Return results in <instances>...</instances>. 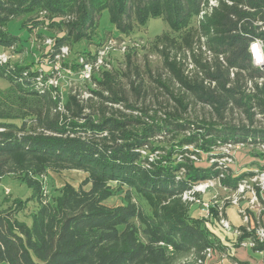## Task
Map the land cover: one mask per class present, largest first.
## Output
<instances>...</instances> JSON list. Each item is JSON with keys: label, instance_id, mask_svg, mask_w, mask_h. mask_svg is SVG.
I'll return each instance as SVG.
<instances>
[{"label": "trees", "instance_id": "16d2710c", "mask_svg": "<svg viewBox=\"0 0 264 264\" xmlns=\"http://www.w3.org/2000/svg\"><path fill=\"white\" fill-rule=\"evenodd\" d=\"M207 1L0 0V47L7 49L19 44V38L6 28L10 20L26 18L22 27L32 32L41 24L32 16L40 13L48 20L49 29L62 31L50 45L48 59H54L64 46L89 40L104 12L118 34L115 39L127 42L150 19H162L172 32H181L197 18V30L184 37L179 45L168 34H162L140 49L159 53L172 81L212 108L220 122L227 111L236 109L252 127L256 117L264 121V84L258 85L256 81L264 79V73L251 64L247 53V21L254 16L238 5L263 9L264 1L233 0V6L220 3L209 16L199 20L200 8ZM195 36L198 44L201 37L205 38L212 53L210 61L194 52ZM136 46L139 45L129 48L122 56L125 72L117 67L112 71L101 68L92 75L97 90L90 92L102 103L83 120L86 105L74 96H68L63 103L67 114L55 110L60 100L44 84L52 71L44 73L8 62L0 64V77L9 82L8 90L0 91V179L15 176L31 192L26 201L8 194L0 200V264H204L208 259L206 250L220 248L203 221L188 215L189 208L181 197L194 186L215 180L231 195L248 181L249 174L233 176L218 163L197 165L184 154L198 152L185 151L180 141L195 144L197 151L209 153L219 145L263 144L264 128L210 124L202 127V133L180 137L179 145L167 150V157L149 161L150 150L164 149L150 145V138L187 128L185 123H179V110L168 114L172 120H165L164 125L147 126L140 131L129 129L131 122L120 113L118 117L105 116L104 102L127 103L117 76L128 77L132 70L139 78L132 61ZM172 48L180 49V53L189 49L192 63L202 77L198 78L196 73L191 78L184 77L174 57L169 56ZM84 54L95 57L89 52ZM154 81L168 92L159 79ZM206 81L209 85H205ZM130 85L139 97L141 86L134 81ZM168 93L180 108L183 97ZM125 107L132 108L128 104ZM143 148L149 149L144 156L139 152ZM178 154L181 160L176 157ZM210 156L221 158V155ZM64 170L82 171L85 174L82 186L89 184V189L65 184L58 196L45 203L44 183L40 178L50 171ZM121 191L125 194L120 204L106 206L105 202ZM132 195L137 197L135 202ZM29 203L33 210L31 223L27 225L19 215ZM143 203L150 208V214L143 210ZM257 225L249 213L248 225L239 228V241H255L253 251L262 252L264 243H258L255 238Z\"/></svg>", "mask_w": 264, "mask_h": 264}, {"label": "rangeland", "instance_id": "374dc122", "mask_svg": "<svg viewBox=\"0 0 264 264\" xmlns=\"http://www.w3.org/2000/svg\"><path fill=\"white\" fill-rule=\"evenodd\" d=\"M32 17L33 19L39 20L41 23L38 27L34 28L32 32H29L26 28L22 27V22L25 21L26 18H17L8 22L6 28L10 34L19 38V44L7 49L0 47V55L5 54L8 57L7 62L12 66L17 65L28 67L31 71H43L44 73H48L52 71L53 67L56 69L58 68V71L54 73L55 80L57 82V89L56 91H53V93L54 98H58L60 100L58 106L60 105L61 109L59 110L58 107H56L55 110L61 114H67L63 103L66 101L68 96H74L80 103L86 105L81 120L85 119L87 115H90L92 111L91 109H96L99 107V104L102 103V101L99 100L98 97L92 95L90 92V90H97V87L92 82V80L83 82L79 79L81 60L91 61L94 59L88 57L86 54H84V52H89L90 55H96L97 51H99L107 42L122 41L120 39H115V36L118 34L116 33V30L110 25L108 13L104 12L100 16L98 27L95 33L91 35L89 40L82 41L78 44L64 46L62 49H65L64 51L67 53L64 55V57H61L58 60L48 59L46 53L49 52V47L53 43L55 37L60 35L62 31L60 29H49L46 26L48 20L42 13ZM197 28V18H193L189 22L188 27L181 32H172L162 19H150L144 28L133 34L131 37L133 40L128 42V44L131 45H139L136 46V53L132 54V61L138 69L139 78L134 76L132 70L128 74V77L117 76L118 85L124 92L123 96L126 98L127 103H121L119 105H112L106 102L103 103V106L106 108V117L114 115L118 117L119 113L122 114L120 116L125 117L128 123L131 122V124H129V129L133 131H140L144 127L152 125H164L165 120H172V118H169L167 115L174 113L175 110H179V123H185L187 129L183 132L178 131L173 134H167L163 132L162 134H156L154 137L150 138V145L164 148L163 150H155L152 152L150 150L149 157H151L153 161L157 159L162 160L163 158L167 157V150L170 147L178 146L180 137L185 139L191 135H197L196 133H202L204 132L202 127H206L210 124H225L237 128L244 126L245 128L249 129L264 128V121L259 117L255 118L253 126L250 127L245 116L236 109L227 111L223 120L220 122L216 118L212 108L197 101L184 87H181V85H179L177 82L172 81L169 72L164 68L163 59L159 53H152L148 52L147 50L140 49L141 46L147 45L149 41L162 34H168L179 45L184 37L191 36L197 30ZM95 42L101 43V45L96 46ZM193 42H195L194 47H197L196 52L200 54L204 60L207 59L210 61V54L212 53L210 52V54H208L207 46L205 45L206 51H203L201 49V44H198L197 42L196 36L194 37ZM171 50L172 51L169 53V56L172 59L174 57V60L180 67L184 77L187 79L189 77L191 78L195 73L198 74V78L202 77L200 72L196 71L195 66L190 68L188 65H186L187 60L183 61L185 53H191L189 49H184V51L181 53L180 49L178 48H172ZM122 56L123 55L117 51L109 54L108 62L111 65L109 70L112 71L114 67H117L122 72L126 71L125 57ZM182 61L186 63L184 64ZM77 64L79 65L78 68L76 67ZM96 72L97 71H95V73ZM158 79L168 88V92L180 94V98L183 97L184 102L180 108L171 99L167 90L154 81ZM130 81H134L135 85L141 86L139 97H136L132 92ZM8 88L9 82L0 77V91L6 92ZM104 95L106 96L107 94ZM88 104H91L92 107H87ZM126 104L132 108H126ZM81 120H77V122L80 123ZM168 127L172 128L169 126V124ZM204 139L208 138L205 137ZM180 146L185 151L198 152L197 155H190L188 152L184 154L193 160L197 165L207 166L212 163H218V165H222L223 168H228L231 175L233 176L249 174L246 176V179L254 186V191L258 189L259 196L263 195L264 199V185L263 187L261 186L263 183L262 178L264 176V157H262L264 155V148H261V146L245 145L242 147H228L226 145H219L218 148L211 149V152L209 153L197 151L195 144H185L181 143L180 141ZM139 152L144 156L143 152H149V149L143 148ZM210 155H221V158L217 159ZM176 157L178 160H181L179 154ZM84 178L85 174L78 170L48 172L45 176L40 178L44 183L43 187L46 196L44 198V202H51L56 196L59 195L60 189L65 184H68L75 189L80 188ZM114 185L115 184H112V186ZM218 185V180H215V186L218 187ZM248 185L249 184L245 182L242 184L244 192L239 194L240 201L247 200L246 195L248 194L245 192L248 191ZM89 187V184H87L82 186V189L88 190ZM5 192H8V197L19 198L22 201H26L31 196V192L27 185L15 179V176L12 175H8L0 179V200H2L6 195ZM124 194V191L118 192L116 196L105 202L106 206L113 207L120 204ZM200 195L201 193H195L194 197L200 199ZM136 199L137 197L132 195V201L135 202ZM216 200L220 203L223 202V210L229 205L227 209L234 211L236 217L239 219V222L241 224L243 223V219L241 218L240 214H238V209L236 206L229 204V202L223 198H220L218 195L216 196ZM181 201L189 208V216L194 219L202 218V214L204 215V213H198L196 209V206L202 207L200 204H193L189 201H184L182 200V197ZM258 201L261 207H264V202L260 199H258ZM142 207L147 214H150L151 210L145 203H143ZM214 208L217 211V207L215 206ZM32 210L33 206L29 203L27 209L19 215V218L27 225H30L31 223ZM261 211L264 213L262 209ZM247 212L248 215L251 213L250 210ZM257 224V227H262L260 222ZM136 225H138V223H136ZM222 231L224 233L220 231L217 232L223 238L225 235L231 238H234L236 235L234 228L232 227L229 231L223 229ZM225 241L227 242V240Z\"/></svg>", "mask_w": 264, "mask_h": 264}, {"label": "built area", "instance_id": "2783aa9c", "mask_svg": "<svg viewBox=\"0 0 264 264\" xmlns=\"http://www.w3.org/2000/svg\"><path fill=\"white\" fill-rule=\"evenodd\" d=\"M264 1V0H262ZM220 3H224L227 6H233L235 4V2L233 0H208L207 2H205L201 8H200V12L198 14V19L201 20L206 16H209L212 11L214 9H216ZM239 9H242L243 11H246L247 13H249L250 15H253L254 17L251 18L250 20H248L247 25H248V29L245 33V36L249 39L248 45H247V53L250 57V61L251 64L257 68L258 70H260L261 72L264 73V8H249L247 6L244 5H238ZM200 44H201V49L203 51H206V44H205V38L201 37L200 39ZM134 46V44H128L127 41H109L107 42L99 51H97L95 57L93 60L91 61H82L80 63V67L81 70L79 72V79L83 82H87V81H91V77L92 75L95 73V71H98L99 69H106L109 70L111 65L108 62V56L109 54H111L114 51H117L120 54H125L129 48H132ZM197 47H194V52H196ZM65 50V49H64ZM63 49L60 50L61 52L59 54H57L54 59L58 60L61 57H64V55L67 53L65 52ZM208 54H210V51L208 50ZM211 55V54H210ZM7 59L8 57L5 54L0 55V64H5L7 63ZM184 60H187L186 62H183ZM183 63L186 65H188L190 68H193L194 65L192 63L191 60V54L190 52H186L184 59H183ZM57 66V64H56ZM58 67V66H57ZM58 71V68L56 69L55 67H53L52 72H51V76L46 80L45 84V89H53V91H56L57 89V82L55 80V74ZM201 75V73H200ZM231 78H233V71H231ZM41 79V78H39ZM258 85H262L264 84V79H259L256 80ZM205 85H209V83L206 81ZM211 86H214V83H211ZM248 88L252 87L251 82L247 83ZM54 95V93H53ZM60 103V102H59ZM58 103V104H59ZM58 109L60 110L61 106H57ZM228 147H242L244 146L243 144H236V145H232V144H228L226 145ZM257 146H261V148H264V143L263 144H259ZM145 155V152H143ZM229 160V159H228ZM149 161H152V158L149 157ZM262 187L264 185V176L262 178ZM244 183V182H243ZM242 183V184H243ZM248 183V191L245 192L246 194L249 195V197L247 198V203H248V208H238V213L240 214L241 218L243 219V223L244 225H247L249 222V215H248V210L254 208V207H259L260 209H262L264 211V207H261L258 199H261V196H259L258 191L255 190L254 191V186L249 183V181L245 182ZM242 184L239 185L238 189L232 193V195L226 196L223 199L226 200L227 202H229V204L234 205V206H239L240 203V199H239V194L243 193V187ZM220 186V185H218ZM215 181H207L204 182L202 184H198L196 186H194L189 192H186L182 195V200L184 201H189L193 204H200L203 208V210L208 213L211 207H217V211H218V222L220 227L223 230H230V224L227 221V219H225L224 217V210H223V202H219L216 200V196H214L211 200V202L209 203H204L203 201H201L200 199H197L196 197H194L195 193H201L204 194L208 189L210 188H215ZM44 195H45V190L43 191ZM244 193V194H245ZM5 194L7 195L8 192H5ZM245 194V195H246ZM250 208V209H249ZM249 231V229H248ZM255 238L257 240L258 243H264V226L262 227H257L255 230ZM245 246H248L250 248H254L256 245L255 241H247L245 244ZM260 253L263 257H264V251L262 252H258ZM206 257L209 258L212 254V251L210 249L206 250ZM245 264H251V263H245Z\"/></svg>", "mask_w": 264, "mask_h": 264}, {"label": "crops", "instance_id": "0c3cea01", "mask_svg": "<svg viewBox=\"0 0 264 264\" xmlns=\"http://www.w3.org/2000/svg\"><path fill=\"white\" fill-rule=\"evenodd\" d=\"M217 195L220 198L229 196L224 189L218 186L215 187L214 189L210 188L204 194H201L200 199L204 203H209L211 202L212 198ZM246 197L248 198L249 195H246ZM261 198L262 201L264 202L263 195H261ZM228 206L224 208V217L229 222L230 227L234 228V232L236 233L234 238H231L226 235L223 238L220 234H218L217 231L220 232L223 231L221 227H219L218 215L214 207H211L209 212L206 213L202 207L196 206L198 213L199 212L204 213V215L202 214V218H200L203 221V226L211 234L212 240L219 242L220 245V248L218 250L212 251L211 256L208 259H206L204 264H245V263L264 264V257L260 253L253 251V249L248 246H245L244 244L246 243V241L244 242L239 241V235H240L239 228L241 226H247L248 224L247 225H244V223L241 224L239 222V219L236 217L235 212L227 209ZM240 207L247 209L248 208L247 200L240 201L237 209ZM250 212L253 219H255L256 224L260 222L262 226H264V213H262L261 209L259 207H254L250 209ZM250 223H251V227L254 228L255 223L253 222V220H251ZM224 239L227 240V242L229 243H227Z\"/></svg>", "mask_w": 264, "mask_h": 264}]
</instances>
